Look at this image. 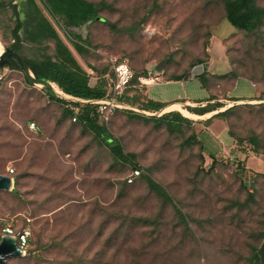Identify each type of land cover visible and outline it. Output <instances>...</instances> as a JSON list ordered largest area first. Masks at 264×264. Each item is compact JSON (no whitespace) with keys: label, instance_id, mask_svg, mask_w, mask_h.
<instances>
[{"label":"rangeland","instance_id":"1","mask_svg":"<svg viewBox=\"0 0 264 264\" xmlns=\"http://www.w3.org/2000/svg\"><path fill=\"white\" fill-rule=\"evenodd\" d=\"M38 1L91 86L108 87L114 58L127 60L138 77L147 70L156 74L165 63L159 74L172 78L193 77L196 66H207L212 57L211 70L224 81L208 78L210 97L221 102L207 106L221 104L219 113L234 109L208 121L192 119L177 105L184 112H173L192 122L165 113L158 125L131 115H164L144 110L147 99L140 90L146 87L138 88L129 106L140 112H119L107 126L124 152L134 155L118 162L95 134L47 97L51 87L29 84L21 71L0 68V174L14 170L15 178L14 190L0 193V239L9 227L16 236L29 233L26 256L7 264H262L254 255L264 243L259 176L264 174V24L254 33L234 28L226 0H88L104 3L103 21L67 30ZM257 5L264 8V0ZM13 26L12 10H0L3 50L12 44ZM75 34L87 39L88 53L76 51ZM22 51L41 58L54 55L55 44H25ZM238 81L241 89L244 81L249 84L253 97L235 103L230 96ZM217 120L224 123L213 129L217 137L223 126L235 143L249 147L258 140L257 156L236 143L251 157L245 174L237 167L243 161L222 153L207 134ZM193 135L197 141L187 144ZM135 166L142 174L129 184ZM144 176L162 186L172 202L153 191Z\"/></svg>","mask_w":264,"mask_h":264},{"label":"trees","instance_id":"2","mask_svg":"<svg viewBox=\"0 0 264 264\" xmlns=\"http://www.w3.org/2000/svg\"><path fill=\"white\" fill-rule=\"evenodd\" d=\"M41 2L48 14L54 20L61 22L62 26L67 30L73 28L82 29L88 25H91L94 22L103 21V19L99 17V14L105 6L104 3L97 4L88 0H41ZM16 5H14V0H0V10L5 12L11 9L13 15L15 16L19 15L18 8ZM225 6L228 22L238 30L244 31L245 33H254L260 30V28L264 24V8L259 7L257 5V0H226ZM20 7L22 9V13L24 14V19L18 22H14V26L11 30L12 44L9 48L13 49L25 58V60L30 65L35 78L38 81H43L56 85L65 94L72 96L76 99L94 101L109 98V93L111 90L110 78L113 76L111 72V66L109 75L106 78L108 79V87L104 88L102 84H99L94 87L91 86L89 74L80 65V63L77 61L68 46L63 42L58 31L50 22V20L46 17L37 1L24 0L21 3ZM74 39L76 40L74 44V48L76 49V51L79 54L88 53L87 48L88 46L90 48V45H88L89 42L86 41L87 39H84V36L81 34H75ZM50 42H54L55 44L54 55L44 54L41 58L30 59L23 54L22 50L25 44H30L41 48L46 43ZM204 65L205 63H201L196 67ZM4 68L21 71L23 73L18 63L13 59H10L9 63ZM151 72L154 73L153 71L147 70V72H145V74L140 77L136 76L134 72L135 77L131 83L130 88L124 93V95L120 97L119 100L123 103H126L127 105H130L136 95L140 94L138 91V88H140L139 79L148 78ZM228 74L231 77H236L235 72H230ZM191 78L192 77L190 76L172 78L166 77L167 81H184L189 80ZM208 78L212 80H217V82L224 81L223 79L217 76L210 75L208 71L205 70L204 73L199 76V80L202 84V87L206 90H212L208 87V84L210 82ZM137 79L139 81L138 85L135 84ZM47 97L52 102H56L60 105H63L65 107V112L67 116L73 117L74 122L79 121L88 130L95 134V137L109 148L116 161L128 162L134 159V155L126 154L124 152L121 142L117 139H114L109 134V131L107 129V126L110 124L113 117L117 113L126 110L117 109L113 116H111L109 122L107 123L98 113L97 105L82 104L80 102H68L58 97V95L52 90H48ZM214 100L215 99H213V96L210 97V101ZM145 103L146 105H144L143 107L146 111L158 112L161 110H165L167 107L162 103L154 102L148 99ZM209 107L210 106H205L204 108H187V110L193 114L204 116L206 114L213 113L219 110V108H221L222 106L221 104H218V106L214 109ZM233 109L234 107L224 112H220L217 115H214L208 121L215 118L219 119L221 117H226L229 115V113L232 112ZM131 115L135 118L140 117L146 119L147 121L153 120L158 125L164 123L166 117H168L164 114L160 118L147 119L134 113H131ZM168 115H173V118H175L177 121L185 123L192 122L190 119L183 117L180 113L169 112ZM183 115L186 116L185 114ZM167 127L170 131H174V122H167ZM194 141H197V136L195 135L189 138L186 143L191 144ZM251 142L253 145L248 147L247 145L245 146L244 143L240 144V142L236 141V143L239 145V148L245 149V147H247V152H251L252 154H254V156H257V154L259 155V153L254 150L256 149L254 147L258 145V140L252 139ZM242 145H244L245 147ZM262 154H264V152ZM210 156L211 158H213V154ZM245 163L246 162H239L237 166L240 170H243L244 174L248 171ZM214 164H216L215 159H213V165ZM135 172H140L139 175H141L142 169L139 166H135L134 173ZM133 174L130 178H132ZM10 176L14 178V174ZM259 176L264 179V174H259ZM136 178L138 177L135 176L133 178V183ZM144 178L147 180L149 187L153 191H155L159 196L163 197L165 201L172 202V198L165 192L162 186H160L148 176H144ZM180 216L184 219V216H182V214H180ZM27 242H29V239L27 240ZM254 258L256 261H260L259 253H255Z\"/></svg>","mask_w":264,"mask_h":264},{"label":"crops","instance_id":"3","mask_svg":"<svg viewBox=\"0 0 264 264\" xmlns=\"http://www.w3.org/2000/svg\"><path fill=\"white\" fill-rule=\"evenodd\" d=\"M14 1H17L16 6L18 8L19 15H17V16L13 15V22H18V21H21L22 19H24V14L22 13V9L20 7L21 3L24 0H14ZM36 1L39 4V1L38 0H36ZM50 22L52 23L51 20H50ZM53 26H54V24H53ZM220 48H221V46L218 44L216 49H217L219 55L221 54V57H223ZM214 49H215V46H214L213 50ZM210 60L211 61L207 64V66L204 65V66L196 67L197 69H196L195 74L189 80L167 81L166 76L159 75V77L155 78L154 82H152L148 85H145V87H146L145 90L143 88L144 86H140V89L143 88L140 91H143L144 95L146 96V98L148 100H152L154 102H158V103H162V104L166 105L167 107L165 110H163V113L169 112L171 107H173L175 105H181L182 107H185V108H201L202 106L203 107L207 106L209 103H214L216 101L221 102V100L210 101V95L214 93L213 89L212 90L204 89L202 87L200 80H199V76L201 74H203L206 69L210 75H212V76L216 75V73H214L211 70V67L213 66V58L211 57ZM229 72H227V73H229ZM244 82L246 83V85L244 87H242L243 89H241L239 87L241 86L240 84L242 83V81L241 82L238 81L235 91L230 96V97H233L237 100H240V101H234L235 103H238V102H241L243 100H247V99H250L253 97L252 92L249 91V89H250L249 84L246 81H244ZM178 109L181 110V107L178 106ZM222 110L225 111L226 109H222ZM181 111L184 112V110H181ZM189 113H191V112H189ZM217 113H219V112L209 113V114H206L204 116H200V115H196V114L191 113L190 116L193 114L198 119L207 120V119L212 118L214 116V114H217ZM189 119H191V118H189ZM192 119H195V118H192ZM218 122H222V121H220V120L215 121V123L208 128L209 132H207V134L209 136L215 138V141L219 145V149L222 151V153L229 154V152H230L232 154H236V156L239 157L240 161L246 162L245 165H246L247 169H249L248 168L249 167L248 162L251 159V157H248V155H243L238 150V147L235 143V140L229 136L228 132L224 131L223 126H222L221 131L218 133L219 137H217L214 134L213 129L216 127V124Z\"/></svg>","mask_w":264,"mask_h":264},{"label":"built area","instance_id":"4","mask_svg":"<svg viewBox=\"0 0 264 264\" xmlns=\"http://www.w3.org/2000/svg\"><path fill=\"white\" fill-rule=\"evenodd\" d=\"M17 4V1H14V5ZM111 65V72L113 76L110 78V86L111 90L109 93V98L104 100H80L76 99L72 96H69L65 94L63 91L59 90L57 91L54 88V84H51V87L53 91L58 95V97L68 101V102H80L82 104H93L98 106V113L102 116V118L105 120V122H109L111 116L115 113L117 109L120 110H132L135 112H140V110L136 108H132L126 103L121 102L119 99L124 93L130 88L131 83L135 77L134 71L130 67V64L127 60L124 59H118L114 58L110 60ZM159 73L154 74L150 73L148 78H140V86L148 85L155 81V78L159 77ZM233 106V105H232ZM78 111V110H76ZM146 113V112H144ZM163 114H161L162 116ZM34 125V124H33ZM14 174V170H11L8 175ZM140 172H135L132 176V178L129 179V183H133V178L135 176H139ZM11 177V176H10ZM28 232H25L24 234L16 236L14 231L11 229V227L7 228L5 230V235H11L18 238L20 245L25 247L27 240H28ZM0 239V243H1Z\"/></svg>","mask_w":264,"mask_h":264},{"label":"water","instance_id":"5","mask_svg":"<svg viewBox=\"0 0 264 264\" xmlns=\"http://www.w3.org/2000/svg\"><path fill=\"white\" fill-rule=\"evenodd\" d=\"M10 59H13L18 63L29 83L37 85L42 84V86L51 87L50 83L38 81L33 75L31 67L25 58L11 48H6L3 50L2 54L0 53V68H4L9 63ZM164 65L165 63L161 64V66L156 69L158 73L163 72ZM14 186V178L0 174V193L4 191L12 192L14 190ZM25 256L26 252L20 245L17 237L11 235H4L2 237L0 243V264H7V261L10 259H22ZM259 256L261 263L264 264V243L259 250Z\"/></svg>","mask_w":264,"mask_h":264},{"label":"bare ground","instance_id":"6","mask_svg":"<svg viewBox=\"0 0 264 264\" xmlns=\"http://www.w3.org/2000/svg\"><path fill=\"white\" fill-rule=\"evenodd\" d=\"M0 53H1V54L3 53V47H2L1 42H0ZM38 86H42V84H38ZM53 86L56 87L57 91L60 90L56 85H53ZM173 111H179L177 105H176V107L174 106L173 108H171L169 112H173ZM169 112H167V113H169ZM162 113H163V112H162ZM164 114H165V113H164ZM191 116L195 118V116H194L193 114H192ZM196 118H197V117H196Z\"/></svg>","mask_w":264,"mask_h":264}]
</instances>
